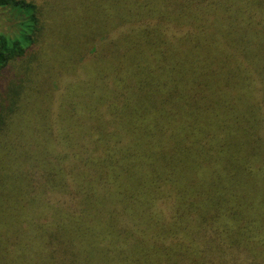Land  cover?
Returning <instances> with one entry per match:
<instances>
[{
  "label": "trees",
  "instance_id": "trees-1",
  "mask_svg": "<svg viewBox=\"0 0 264 264\" xmlns=\"http://www.w3.org/2000/svg\"><path fill=\"white\" fill-rule=\"evenodd\" d=\"M0 8V264H264V0Z\"/></svg>",
  "mask_w": 264,
  "mask_h": 264
},
{
  "label": "rangeland",
  "instance_id": "rangeland-1",
  "mask_svg": "<svg viewBox=\"0 0 264 264\" xmlns=\"http://www.w3.org/2000/svg\"><path fill=\"white\" fill-rule=\"evenodd\" d=\"M6 12H8L7 10H4L2 8H0V25H10L8 22V19L6 18L7 14Z\"/></svg>",
  "mask_w": 264,
  "mask_h": 264
}]
</instances>
